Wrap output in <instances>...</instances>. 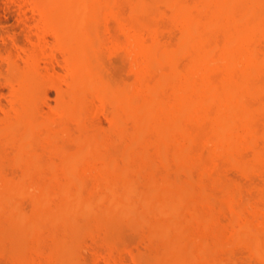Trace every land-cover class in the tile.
<instances>
[{
    "label": "rangeland",
    "instance_id": "obj_1",
    "mask_svg": "<svg viewBox=\"0 0 264 264\" xmlns=\"http://www.w3.org/2000/svg\"><path fill=\"white\" fill-rule=\"evenodd\" d=\"M103 1L107 3L105 2L104 5ZM103 1L101 9H98L101 6H99L101 0H98L99 7L96 8V11H99H97L98 18L96 13V17L94 15L99 22L91 18L93 27L87 25L89 36L87 34L85 37L92 41V51L88 52H92V64L95 65L90 67L92 64L89 62V68L95 69L91 71L94 72L92 75L96 71L97 76L102 78L95 77V79L102 80V84L107 82L106 87H109V91L111 87L112 91L118 88L119 95L123 93L120 98L123 97L121 99L125 101L126 96L127 101H122L121 104L114 96L117 94L118 97L117 89L113 94L104 89V85L101 88L86 86V89L83 88L85 86H81L84 90L80 91V79L77 77L81 70L77 72L78 81H76L75 73L73 74L70 67L72 65H68L71 63L68 60L72 58L67 57V52L60 42L58 43L54 27L42 16L41 0H0V264H199L200 262H203L202 264H264V249H260L258 245L257 247L248 245L249 242L246 243L245 240L248 236L254 241L259 239L264 241V159H262L264 158V109L260 108V102L264 101V91L255 93L256 96L250 95V99L249 96L245 98L249 99L246 100V105L254 107L247 115L251 122L246 119L250 124L252 123L249 125L254 129L251 127V130L246 131L247 128L242 129L243 122L240 123L242 128L237 127L238 132L237 129H235L236 133L234 132L235 141L238 139L236 143L240 144L236 146L240 148L237 147L236 152L233 150L236 149L235 146L232 149L234 153L230 151L231 149L227 151V148L220 146L225 144L223 139L222 143L220 142L221 138L218 140L208 136L207 140L205 134L208 131L209 121L203 119L200 124L196 121L190 123V117L194 113L187 117L189 122L187 118L185 121L180 120L183 122H180L182 127L184 125L191 131L198 130V133H201L196 132L193 137L191 136V141L182 135L171 138L168 137L170 134L164 137L156 134L158 132L156 128L154 130L158 125L156 119L148 121L157 123L155 126L148 125L147 121L144 123L147 124V129L139 127L141 125L134 126L133 121L139 123L131 111L136 107L141 109L142 104L145 106L149 97V94H146L150 88L152 92H158L156 79L162 77V81L158 80L159 88L169 82L171 84L168 83V87L175 85L174 91L177 89L176 84L183 79L181 73L185 75L188 70L191 49L187 53H184L187 49L180 52L178 50L181 24H178L180 22L175 17L174 11L172 12L173 7H170L173 1L137 0L144 5L139 6L141 9L134 7L138 3L135 0ZM183 1L186 8L191 7L189 13L195 14L196 17L199 9L197 11L194 7H197L196 4L200 1ZM198 6L201 7V2ZM193 14H190L191 18ZM202 15H200L201 20ZM197 16L199 17V14ZM212 29L210 28L208 33L204 32L205 39ZM214 30L218 31L217 28ZM214 30L207 43L210 49L213 40H216V44L220 43L219 47H221L224 41H221V38L225 39V35L222 37L221 34L223 30L218 31V35ZM128 36L136 37L137 40L142 38L143 45L146 42L148 45L151 44L152 40L151 46L154 41L157 42V46L160 42L159 47H165L167 44L168 53L172 52V56L179 57L175 59L179 71L174 70L172 65L170 67L171 63L166 60H163L164 63L162 60L159 62L160 59L157 58L164 48L157 52L158 48L154 53L159 63L154 60L152 65L155 66V63L159 65L151 66L153 68L150 67L151 72H149L147 64L155 57L151 58L147 55V59L151 58L147 63L146 59L144 60L145 55H140V50V53L136 50L132 52V46L128 48L130 43L127 44L126 41ZM258 38L261 40L258 39V44L263 50L262 37L258 36ZM252 41H249L250 44ZM162 42L164 44L161 45ZM215 47L216 45L213 49ZM214 51L213 54L218 56L220 51L217 52V49ZM39 53L42 56H39ZM31 62H34L36 70L33 72L35 78L31 74L36 89H33L35 86L33 87L31 83L34 120L33 122L31 120L32 124L27 126L26 122L21 125L20 121L15 120L17 116L15 108H20L18 107L20 100L17 98L18 105L15 104L14 96L17 94L15 92L20 93L21 80L27 74L26 68H30L28 65L31 66L29 64ZM220 67L221 71L218 68L215 70L225 71V68ZM172 69L178 74L180 72L181 78L178 77L180 81L177 82V78H174L175 81L171 80L177 75L176 72L171 73ZM135 71L139 73L138 76ZM213 72H210L211 76L208 75L211 79L217 76L212 77ZM197 75L198 73L195 75L196 80H198ZM263 75L260 76V81ZM163 77L168 78V81L163 82L165 79ZM166 84L164 88H167ZM164 88L160 90L166 91V95L168 92H173L172 86L170 88L172 91ZM102 92L106 93L102 94ZM164 92L160 94H165ZM156 96L159 97L158 94H155ZM160 97L157 100H161ZM163 100L162 104L168 102L166 97ZM255 102L258 104L255 105ZM158 103L161 104V101ZM205 104L206 107L202 108L207 112L212 108V102ZM200 111L195 113L201 116L203 110L201 115ZM195 116L192 118L194 119ZM246 121L244 118L245 123ZM149 126L153 129H148ZM202 131L205 132L204 136ZM248 131L250 133H247ZM9 137H12L11 140ZM161 143L165 147L163 150L159 148ZM210 143L219 145L226 152L216 146H211L214 150L211 152ZM214 147L218 152H221V149L223 153L218 155ZM225 153L228 155L226 156ZM177 154L181 156L178 160ZM223 155L225 158L221 157ZM182 156L191 159L189 161L198 158V161L194 159L193 163L188 162L189 166L180 167L186 163L180 164L184 159ZM180 159L182 160L179 163ZM239 161L241 164L238 163ZM8 180L10 185L13 184L12 186L8 185ZM110 189L111 193H109ZM3 191L6 192L4 195ZM198 201H201L200 204ZM96 203L102 209L99 210ZM75 204L79 205L80 209L76 207L74 209L78 212L75 213L74 210L72 213L70 206ZM176 205L180 206L178 207L180 210L176 209ZM163 207L174 213L169 215L161 212L164 210ZM40 209L41 211L38 212ZM177 210L180 212L177 213L178 215Z\"/></svg>",
    "mask_w": 264,
    "mask_h": 264
},
{
    "label": "bare ground",
    "instance_id": "obj_2",
    "mask_svg": "<svg viewBox=\"0 0 264 264\" xmlns=\"http://www.w3.org/2000/svg\"><path fill=\"white\" fill-rule=\"evenodd\" d=\"M102 1L103 0H101V2H100V4H99V2H98V0H41V3H42V6H41V8H40V10L42 9V11H41V13H43V15L42 16H44V18L46 19V21L47 22H49L48 24H50L51 26H53L54 28L53 29H55V32L57 33V38H58V43L60 42V44L63 46H61L67 53H66V55H67V57H69L70 56V59L72 58V60H68L69 62L71 61V63H68V65L70 66V64L72 65V66H70V67H72L71 69H72V71H73V74H74V77L76 78L77 76V72L79 71V70H81V72H79V76H80V78H79V76L77 77L78 79H80V83H79V88H81V86H85V87H83V88H85L86 89V86L89 88L90 86H96L95 88H101V86L102 85H104L103 86V88L104 89H107V91H109V87L107 88L106 87V85H107V82H106V80H104L106 83L104 84H102L101 83V81H100V79H102V78H100L99 76H97V74H96V71H95V74H93L92 75V73H94V72H91V71H94V70H90L91 68H89V66H90V64H92V58L91 57H93V56H91V54H92V52H88V51H92V41L90 42L89 40H87V38L85 37L87 34H88V32H89V25H91L92 26V22H93V19L96 17V15H97V18H98V12L96 11V8H98L100 5V7L98 8V9H101V7H102V4H104L105 5V2L107 3V1H103V3H102ZM136 2H138L137 4H135L134 5V7H138V8H140L139 6H144V5H141L140 3H141V1H137V0H135ZM145 1V0H144ZM164 1H166V0H164ZM168 1V0H167ZM170 1V0H169ZM173 1V2H172ZM198 1V0H197ZM196 1V2H197ZM200 2H201V7L200 6H198V4L200 3V2H198L197 4H196V6L197 7H194V8H196L195 10H197L198 11V9H199V11H198V13H197V11H196V17H194L195 16V14H193V13H189L190 11H189V9H191V7H187L186 8V4L184 5V1L182 0H171V2L172 3H170V5H172V6H170L171 8H172V12L174 11V13H175V17L179 20L178 22H180V23H178V24H181V25H179V26H181V28H179V30L181 29V34H180V41H179V46H178V50H179V52L181 51V50H183L184 51V49H187V50H185V52L184 53H187V51H190V49H191V51H190V53H189V59L188 60H190L189 62H190V64L188 65V70L186 71V74L185 75H183V73H181L182 74V77H183V79L181 80L180 78V76H181V74H180V72H179V74H180V76H179V74L177 73L179 70H178V66H177V68H176V63H175V59L178 57H176V56H172L171 54H172V52L170 53H168V49H167V47H166V45L167 44H165V47H159L160 46V42H158V46H157V42L155 43V41H154V44L153 45H155V46H157V48H155V46L154 47H152L151 46V44H152V41H151V44H149L148 45V42H144L145 43V45H146V47H145V45H143L142 43H143V41L140 39V38H138V40L140 41V42H138V40L136 39V37L134 38V37H130V36H132V34L130 35V36H128L129 38H131L130 40H129V38L128 39H126V41L128 42L127 44H129V45H127V46H129L128 48H131V46H132V48L131 49H133V50H131L132 52L133 51H135L136 50V52H139L140 53V51H141V53H140V55H145V58H144V60L146 59V61L145 62H149L148 61V59H151L152 58V56H154L155 58H153L152 60H151V62H149V63H151V64H147V68L149 69L151 66H153L154 65V62L156 61V62H158L157 61V59L159 60V62H161V60L163 61V60H166V62L168 61V63H171L169 66L171 67V65L173 66L172 68L174 69V70H176L175 72L177 73V75H176V77H173L171 80H176V79H174V78H177V82L178 81H180L179 83H174V84H176V90L174 91V88H175V85L173 86V85H171L172 86V89H173V92H170V93H173V94H171L170 95V93L168 92V95H166V91L164 92L163 90V92L165 93V94H162V95H165V97H166V99H167V101H165V102H167V103H163L162 104V102L164 101L163 99L165 98L164 96H162L160 93H163L160 89L163 87H165V84L162 86V85H160V86H162V87H160L159 88V86L157 87V85H159V81H162V77H160V78H158V80L156 79L155 80V83H157L156 84V89H158V92L157 93H154V92H152L151 91V89L152 88H150L149 89V84H148V89H149V91H148V93L146 94V95H148L149 94V97L148 96H146V97H148L147 99H148V102L146 103L145 102V106L142 104L141 105V109H138V108H140V107H136L134 110H132V109H130V110H132L131 112H133V116L135 117V119L137 120V123H139V124H136V122L135 121H133L134 122V126L135 125H141V126H139V127H144V128H146L147 129V124L149 125H154L155 126V124H157L158 123V125L157 126H155L154 127V130H155V128L157 129L156 131H158V132H156V134L158 133V135L160 134L161 136H163L164 137V135H168V134H170V136H168V137H171V136H175L176 135V137H178L177 135H182V136H184L185 137V139H190L191 138V136L193 137V135L197 132V134H201V133H198V130L196 131H191L190 129H188V128H186V127H184V125H183V127H182V124L181 123H183V122H181L180 120H182L183 119V121H185V118H187L190 114H193L194 113V115H192L190 118V123L192 122V123H195L194 121H196V123H201V120H203V119H208L207 120V122L209 123V125H208V131L207 130H204V129H207V128H205L204 127V131H207L206 132V134H205V132H203V136H204V134H205V137H206V139H207V137L209 136V138H211V137H214V138H217L218 140L221 138V140H220V142L221 141H223L224 140V145H225V147H224V145H220L221 147H223L224 149L225 148H227V151H228V149H231L230 151H232L233 153H234V151L236 150V152H237V150H238V148H240V146L238 147V146H236V145H240L239 143H236V142H238V139H236L237 141H235V138H234V132H235V129H237V127H240V123H242L243 122V124L244 125H242L241 124V126L243 127H240V129L242 128V129H245V128H247L246 129V131L249 129V130H251V127H253V126H250L251 124H250V120H249V118H247L248 116L247 115H249V111H251L253 108H252V106H249V107H251V108H249L247 105H246V100H249L250 98H251V96H254V94L255 93H257V94H259V93H262L263 91H264V77H263V79H261L262 81H260V76L262 75V74H264V53H261V51L263 52L264 51V49L262 50V48L259 46V44H258V36H260V37H262L261 39L263 40V42H264V0H199ZM143 2V1H142ZM146 2V1H145ZM182 2V3H181ZM102 3V4H101ZM129 3V2H128ZM144 3V2H143ZM142 3V4H143ZM185 3H188V2H185ZM193 3V2H192ZM40 4V3H39ZM38 4V6H40ZM98 4H99V6H98ZM137 5V6H136ZM193 5V4H192ZM98 6V7H97ZM108 6V5H107ZM200 7V8H199ZM106 8V7H105ZM132 8V7H131ZM141 9V8H140ZM203 9H205L207 12L205 13V10H203ZM105 10V9H104ZM193 10V9H192ZM201 10H203L204 11V13H203V11L201 12ZM201 12V13H200ZM95 13H96V15H95ZM116 14V13H115ZM190 14H193L192 16H193V18H191L190 16ZM199 14V17L197 16ZM201 14H203L201 17H202V20H201V18H200V15ZM206 14H208V15H206ZM94 15H95V17H94ZM203 16H206L205 18L203 17ZM91 18H93L92 19V21H91ZM97 18H95L96 20H97ZM175 18V19H176ZM195 18H197V19H195ZM199 18V19H198ZM174 19V18H173ZM174 19V20H175ZM90 20V21H89ZM100 20V19H99ZM95 21V20H94ZM98 21V20H97ZM173 21V20H172ZM99 22V21H98ZM97 23V22H96ZM95 23V24H96ZM88 25V26H87ZM178 26V25H177ZM88 27V28H87ZM93 27V26H92ZM86 28H87V30H86ZM212 29V30H214L215 28H217V30L218 31H222L221 32V34H222V37H224L223 35H225V39H223V38H221V41L222 40H224L223 42H222V44H221V47H219V45H220V43H218L217 42V44H216V40L214 41L213 40V43H212V47H211V49L210 48H208L207 46H208V41H209V37H210V34H211V32L213 33V31L212 30H210V34L209 35H207L208 37H206V39H205V35H204V32H209L208 30L209 29ZM220 28H222V30L220 29ZM224 28V29H223ZM207 29V30H206ZM87 31V33H86V31ZM94 30H96V29H94ZM98 30V29H97ZM225 30V31H224ZM51 31V30H50ZM215 32H216V30H214ZM217 31V32H218ZM128 32V31H127ZM157 32V31H156ZM215 32H214V34H215ZM216 32V33H217ZM49 33V32H48ZM86 33V34H85ZM225 33V34H224ZM95 34V33H94ZM154 34V33H153ZM206 34V33H205ZM214 34H213V36H214ZM124 35V34H123ZM136 35V34H135ZM138 35V34H137ZM216 35H218V33L216 34ZM45 36V35H44ZM87 36H89V34L87 35ZM220 36V35H219ZM254 36H256L255 38H254ZM83 37H85V40H83ZM125 37H126V34H125ZM42 38V37H41ZM93 38H94V36H93ZM135 40H134V39ZM208 38V39H207ZM219 38V37H218ZM252 38H254V39H252ZM152 39V38H151ZM215 39V38H214ZM220 39V38H219ZM86 40H87V42H86ZM93 40V39H92ZM137 40V41H136ZM144 40V39H143ZM155 40V39H154ZM159 40V39H158ZM157 40V41H158ZM206 40V41H205ZM251 40H253L252 41V43L250 44V42L249 41H251ZM256 42H255V41ZM84 41H85V43H84ZM125 41V40H124ZM133 41V42H132ZM259 41H261L260 39H259ZM89 42L91 43V44H89ZM96 42V41H95ZM131 42H132V45H131ZM211 42V41H210ZM125 43V42H124ZM133 43H134V45H133ZM169 43V42H168ZM206 43V44H205ZM249 43V44H248ZM254 43V44H253ZM89 44V45H88ZM100 44V43H99ZM162 44H164L163 42L161 43V45ZM214 44V45H213ZM91 45V46H90ZM137 45V46H136ZM143 45V46H142ZM177 45H178V43H177ZM216 45V47L214 48V49H217V52L218 51H220L219 52V54H218V56H217V54H213V52H215L214 51V49H213V46H215ZM218 45V46H217ZM254 45H256V46H254ZM258 45V46H257ZM95 46V45H94ZM97 46H98V44H97ZM124 46H125V44H124ZM134 46V47H133ZM252 46V47H251ZM253 46H254V48H253ZM90 47V48H89ZM92 47V48H91ZM126 47V46H125ZM139 47V48H138ZM143 47V48H142ZM149 48V47H152V48H149V49H146V48ZM218 47V48H217ZM96 48H98V47H96ZM140 48H142V50L140 49ZM154 48V49H153ZM159 48V49H158ZM164 48V49H163ZM256 48V49H255ZM258 48V49H257ZM260 48V49H259ZM41 49H42V47H41ZM87 49H89V50H87ZM91 49V50H90ZM144 49V50H143ZM156 49H158L157 50V52L159 51V50H161V49H163V51L159 54V58H157V56H155L156 55V53H154V51L156 50ZM167 49V50H166ZM213 49V50H212ZM45 50V49H44ZM60 50V49H59ZM126 50V49H125ZM140 50V51H139ZM173 50V49H172ZM261 50V51H260ZM65 51H64V53H65ZM127 51V50H126ZM183 51H182V53H183ZM41 52H42V50H41ZM130 52V51H129ZM156 52V51H155ZM216 52V53H217ZM46 53V52H45ZM95 53V52H94ZM99 53V52H98ZM128 53V52H127ZM135 53V52H134ZM138 53V54H139ZM144 53H146V54H144ZM44 54V53H43ZM47 54V53H46ZM179 54V53H178ZM47 55H49V54H47ZM53 55V54H52ZM62 55H63V53H62ZM148 55V57H151V58H148L147 59V56ZM215 55V56H214ZM39 56H42V55H40V53H39ZM44 56V55H43ZM89 56V57H88ZM180 56V55H179ZM217 56V57H216ZM45 57V56H44ZM131 57V56H130ZM133 57V56H132ZM140 57V56H139ZM29 58V57H28ZM51 58H54V57H51ZM134 58V57H133ZM132 58V59H133ZM136 58V57H135ZM157 58V59H156ZM179 58V57H178ZM42 59V58H41ZM48 60V59H47ZM135 60V59H134ZM141 60V59H140ZM155 60V61H154ZM177 60V59H176ZM30 61V60H29ZM137 61V60H136ZM89 62H90V64H89ZM96 62V61H95ZM132 62H134V61H132ZM138 62V61H137ZM141 62V61H140ZM153 62V63H152ZM158 62V63H159ZM165 61H163L162 63H164ZM34 62H31V63H29V64H31V66L30 65H28L30 68H26V70H27V74L25 75V77L24 78H22V80H21V82H22V85H21V89H20V93H19V91L18 92H15V98H16V102H15V99H14V102H15V104H17L18 105V103L20 104V106L18 105V107H20L19 109L18 108H15V109H17L16 110V117H15V120L17 119V122L18 121H20L21 122V125H22V123H24V122H26V124H27V126L29 125L30 126V123L32 124V122H33V115H32V112H33V91L31 90V88H33L35 85H34V83H32V81L34 80V79H32V77H34L35 78V73H33L34 71H36L35 69H34V64H33ZM51 63V62H50ZM158 63H155V66H153V67H157L156 66V64H158ZM222 63H223V65H222ZM53 64V63H52ZM96 64V63H95ZM153 64V65H152ZM161 64V63H160ZM219 64H221V65H219ZM224 64H225V67H224ZM33 65V66H32ZM135 65V64H134ZM137 65H139V64H137ZM140 65H141V63H140ZM148 65H150V66H148ZM159 65V64H158ZM163 65V64H162ZM162 65H160L161 67H162ZM178 65V64H177ZM95 65H93L92 64V66H90V67H94ZM180 66V65H179ZM213 66L214 67V69H213V67L211 68V67ZM220 66H222V68H225L224 70L225 71H223L222 70V72H224V74L222 73V72H219V74H217L218 72L215 70V68L217 69H220L221 67ZM38 67V66H37ZM36 67V68H37ZM137 67H139V66H137ZM153 67H151V68H153ZM74 68V69H73ZM176 68V69H175ZM93 69V68H92ZM157 69V68H156ZM162 69V68H161ZM171 69V68H170ZM171 70V73L173 72V73H175L174 72V70ZM209 69H212L211 71L213 72L214 70H215V72H213V74H212V77L215 75H220L221 73V78L220 77H218L217 78V76H216V78L214 79H211L209 76H211V75H209L210 74V70ZM217 69V70H218ZM77 70V71H76ZM141 70H143L142 69V67H141ZM150 70V69H149ZM154 70H155V68H154ZM181 70V69H180ZM220 71H221V69H220ZM136 72V71H135ZM140 72V71H139ZM149 72H151V70L149 71ZM182 72V71H181ZM207 72H209V73H207ZM80 73H81V75H80ZM153 73H154V71H153ZM156 73V72H155ZM172 73V74H173ZM184 73H185V71H184ZM198 73V75H197V77H198V80H196V77H195V75ZM199 73H201V75L199 74ZM260 73H262V74H260ZM31 74H33L32 75V77H31ZM139 74V73H138ZM138 74H137V72H136V76H138ZM171 74V75H172ZM260 74V76L258 77V75ZM100 75V74H99ZM103 75V74H102ZM150 75V74H149ZM161 75V74H160ZM164 75V74H163ZM162 75V76H163ZM200 75V76H199ZM209 75V76H208ZM146 76V75H145ZM151 76V75H150ZM154 76H156V74L154 75ZM174 76V75H173ZM264 76V75H263ZM95 77L98 79V77L100 78L99 80H97V79H95ZM149 77V76H148ZM152 77H153V75H152ZM172 77V76H171ZM178 77H180V78H178ZM76 78V81H78V79ZM142 78V77H141ZM163 78H165V79H163L164 81L163 82H165V80L166 81H168V78H166V77H163ZM200 78V79H199ZM262 78V77H261ZM67 79V78H66ZM70 79V78H69ZM155 79V78H154ZM180 79V80H179ZM65 80V79H64ZM72 80H73V78H72ZM72 80H71V83H72ZM150 80V79H149ZM148 80V81H149ZM216 80V81H215ZM68 81V80H67ZM75 81V82H76ZM143 81V80H142ZM169 81H170V76H169ZM35 82V81H34ZM75 82H73V83H75ZM163 82H161V84H163ZM171 82V81H170ZM33 84V87H32V84ZM70 83V84H71ZM150 83H152V82H150ZM169 83V82H168ZM166 84L167 85V88H169V90L170 91H172L170 88H171V86H169L168 87V85L169 84H171V83H169V84ZM142 85H143V83H141ZM154 84V83H153ZM74 85V84H73ZM76 85H77V83H76ZM141 85V86H142ZM70 86H72V84L70 85ZM78 86V85H77ZM145 86V87H146ZM155 85H153L152 87H154ZM74 87V86H73ZM91 87V88H92ZM115 87V86H114ZM113 87V88H114ZM117 87V86H116ZM174 87V88H173ZM79 88H77L78 90H79ZM83 88H81L80 89V91H82V90H84ZM87 88V89H88ZM167 88H164V89H167ZM33 89H36V86L33 88ZM73 89V88H72ZM93 89V88H92ZM115 90H113V91H116V89H117V93H118V97H116V95L113 93V91H112V87H111V89H110V93H113L114 94V96H115V99L117 98V100L116 101H119V104H121L120 102H125V101H127L126 100V96H125V101L124 100H122L121 98H123V97H121L120 98V96H121V94H123V93H121L120 95H119V91H118V88H114ZM153 89H155V87L153 88ZM95 91H98L99 89H94ZM140 90H141V88H140ZM75 91H76V88H75ZM86 91L87 90H85V93H86ZM90 91H91V89H90ZM142 91V90H141ZM144 91H145V89H144ZM150 91H151V93H150ZM155 91H157V90H155ZM160 91V92H159ZM109 92H107L108 94H110ZM175 92V93H174ZM19 93V94H18ZM77 93V92H76ZM103 93H106V92H102V94ZM154 93V94H153ZM144 94H145V92H144ZM155 94L157 95H159V97H160V99L161 100H157V98H159V97H155ZM257 94H255V96L257 95ZM18 95V96H17ZM66 95H68V94H66ZM78 95H81V94H78ZM124 95H125V91H124ZM172 95H174L173 97H172ZM251 95V96H250ZM169 96H170V99H169ZM248 96H249V99H245V98H248ZM259 96L260 95H258V98H259ZM264 96V95H263ZM68 97H69V95H68ZM113 97V96H112ZM143 97V96H142ZM21 101H19L18 103H17V100L18 99ZM32 98V99H31ZM67 98V97H66ZM129 98V97H128ZM255 98V97H254ZM257 98V97H256ZM134 99V98H133ZM139 99V98H138ZM137 99V100H138ZM146 99V98H145ZM32 102H31V101ZM70 100V99H69ZM135 100V99H134ZM245 100V101H244ZM261 100H263L262 98H261ZM112 101V100H111ZM129 101V100H128ZM138 101H140V100H138ZM146 101V100H145ZM157 101V102H156ZM161 101V104H159L158 102H160ZM209 101H210V103L212 102V108H210V110L209 111H207V112H205L204 111V109L202 108V107H206V106H204V105H206L205 103H209ZM13 102V101H12ZM12 102H11V104H12ZM13 102V103H14ZM70 102V101H69ZM152 102V103H151ZM248 103H249V101H247ZM258 102V101H257ZM260 102V101H259ZM258 102V103H259ZM118 103V102H117ZM128 103V102H127ZM135 103H136V101H135ZM149 103V104H148ZM247 103V104H248ZM258 103H256L255 102V105L256 104H258ZM67 104V103H66ZM129 104V103H128ZM138 104V103H137ZM146 104H148L147 106H146ZM154 104V105H153ZM157 104V105H156ZM214 104V105H213ZM123 105V104H122ZM159 105V106H158ZM260 105H261V107L260 108H262L263 107V109H264V101H261L260 102ZM11 106V105H10ZM32 106V107H31ZM114 106V105H113ZM119 106V105H118ZM125 106H126V104H125ZM214 106V107H213ZM120 107V106H119ZM116 108V107H115ZM132 108V107H131ZM202 108V109H201ZM214 108V109H213ZM256 108H257V106H256ZM10 109V108H9ZM117 109H118V107H117ZM212 109V110H211ZM251 109V110H250ZM12 110V109H11ZM116 110V109H115ZM199 110H203L202 112H203V114L201 115V111L199 112L200 113V115L201 116H199L198 114H196L195 112L197 111H199ZM260 110V109H259ZM121 111V110H120ZM119 111V112H120ZM115 112H117V111H115ZM130 112V113H131ZM205 112V113H204ZM118 113V112H117ZM128 114L129 116L131 115V114ZM253 113V112H252ZM14 114V113H13ZM195 115H198V116H195ZM253 115V114H252ZM193 116H195L194 117V119L192 118ZM130 118H132V115H131V117ZM189 118V117H188ZM188 118L186 119L188 122H189V120H188ZM244 118H245V121H246V119H248L250 122H248V121H246L247 123H245L244 122ZM11 119V118H10ZM151 119H154V120H152V121H155V119L157 120L156 122L157 123H153V122H148L149 120H151ZM31 120H32V122H31ZM132 120V119H131ZM134 120V119H133ZM148 123H147V122ZM206 121V120H205ZM253 121V120H252ZM142 122V123H141ZM147 123V124H145L144 125V123ZM181 122V123H180ZM203 122V121H202ZM207 122H206V124H207ZM199 123V124H200ZM15 124H18V123H16L15 122ZM25 124V123H24ZM143 124V125H142ZM250 124V125H249ZM11 125V124H10ZM187 125H189V124H187ZM196 125V124H195ZM203 125V124H202ZM205 125V124H204ZM15 126V125H14ZM17 126V125H16ZM151 126H149V128L148 129H153V127H151ZM12 127H13V125H12ZM22 127V126H21ZM193 127L194 126H192L191 128L193 129ZM18 128V127H17ZM23 128V127H22ZM188 129V130H187ZM194 129H196V128H194ZM239 129V128H238ZM238 129H237V132H238ZM252 129H254V127L252 128ZM72 130V129H71ZM153 130V131H154ZM16 131H18V130H16ZM201 131V130H200ZM243 131V130H242ZM6 132V131H5ZM9 132V131H8ZM7 132V133H8ZM11 132H12V130H11ZM14 132V131H13ZM140 132V131H139ZM252 132H253V130H252ZM264 132V131H263ZM6 133V134H7ZM154 133V132H153ZM236 133V132H235ZM241 133V132H240ZM247 133H250L249 131L247 132ZM9 134V133H8ZM13 134V133H12ZM21 133H19L18 132V135H20ZM24 134V133H23ZM22 134V135H23ZM75 134V133H74ZM238 134V133H237ZM17 135V136H18ZM25 135V134H24ZM241 135V134H240ZM264 135V134H263ZM7 136V135H6ZM17 136H15V137H17ZM21 136V135H20ZM74 136V135H73ZM15 137H13V139L15 138ZM22 137V136H21ZM72 137V136H71ZM167 137V136H166ZM165 137V138H166ZM237 137V136H236ZM251 137V136H250ZM253 137V136H252ZM257 137V136H256ZM10 138V137H9ZM12 138V137H11ZM11 138L9 139V140H11ZM23 138H24V136H23ZM22 138V139H23ZM172 138V137H171ZM171 138H167L168 140L170 139L171 140ZM175 138V137H174ZM196 138H198V136L196 137ZM200 138H201V135H200ZM237 138H239V137H237ZM259 138H260V136H259ZM8 139V138H7ZM17 139V138H16ZM193 139H195V137L193 138ZM205 139V138H204ZM223 139V140H222ZM242 139H245V138H242ZM25 140V139H24ZM175 140H177V138L175 139ZM175 140L173 139V141L175 142ZM197 140V139H196ZM208 140V139H207ZM209 140H211V139H209ZM14 141H15V139H14ZM178 141H179V139H178ZM184 141V140H183ZM190 141H191V139H190ZM189 141V142H190ZM9 142V141H8ZM240 142V141H239ZM28 143V142H27ZM185 143V142H184ZM188 143V142H187ZM193 143V142H192ZM206 143H207V141H206ZM222 143V142H221ZM242 143H244V141H242ZM242 143H241V145H242ZM246 143V142H245ZM244 143V144H245ZM175 144V143H174ZM190 144V143H189ZM188 144V145H189ZM248 144V143H247ZM255 144V143H254ZM162 143L158 146L160 149H162L163 150V148H165L164 147V145H162ZM181 144H179V146H180ZM192 145V144H191ZM252 145V144H251ZM166 146V145H165ZM210 148L212 149V147L213 146H216V145H211V143H210ZM212 146V147H211ZM219 145L218 146H216L217 148H221ZM235 146H236V149H233V148H235ZM177 147V146H176ZM183 147V146H182ZM216 147H214V149L216 148ZM238 147V148H237ZM180 148V147H179ZM223 148H221V149H223ZM242 148V147H241ZM210 149V150H211ZM220 149V151L222 152V150ZM223 149V150H224ZM234 151H233V150ZM215 150H217L216 152H218V149H215ZM240 150V149H239ZM260 150V149H259ZM242 151V150H241ZM211 152H214V150L212 149V151ZM216 152H215V154H216ZM221 152H218L217 154L218 155H220L219 153H221ZM224 152H226L225 150H224ZM197 153V152H196ZM223 153V152H222ZM221 153V154H222ZM227 153H229V152H227ZM258 153V152H257ZM260 153H262V151L260 152ZM260 153H259V155H260ZM213 154V153H212ZM215 154H214V158H215ZM216 154V155H217ZM226 154V153H225ZM231 154V153H230ZM180 155H182L181 153H180ZM179 154H177V160H178V157L180 158L181 156H180ZM184 155V154H183ZM228 154H226V156H227ZM185 156V155H184ZM184 156H182V159H180L179 160V163H180V161L182 160V162L180 163V164H182V163H184V162H186L185 164H182L180 167H185L184 165H187V166H189V163L188 162H190V164L191 163H193L194 161V159L192 160V161H189V160H191V159H188L187 157H184ZM191 156V155H190ZM199 156V155H198ZM204 156V155H203ZM225 155H223V156H221V157H224ZM236 156V155H235ZM205 157V156H204ZM232 157V159H233V156H231ZM241 157V156H240ZM263 157V156H262ZM213 158V159H214ZM225 158V157H224ZM237 158H238V156H237ZM242 158V157H241ZM241 158H239V159H241ZM188 159V160H187ZM205 159H206V157H205ZM204 159V160H205ZM221 159V158H220ZM230 159V158H229ZM228 159V160H229ZM262 159H264V158H262ZM198 161V158L197 159H195V161ZM204 160H203V162H204ZM207 161H209L208 159H206ZM205 160V161H206ZM218 160V159H217ZM223 160V159H222ZM231 160V159H230ZM234 160H236L235 158H234ZM233 160V161H234ZM247 160V159H246ZM163 161H165V159H163ZM196 161V162H197ZM219 162V161H218ZM224 162V161H223ZM234 162H236L237 163V161H234ZM241 162H243L242 160H241ZM241 162L239 161L238 163H240L241 164ZM246 161H244V163H245ZM144 163V162H143ZM147 163V162H146ZM177 163H178V161H177ZM206 163V162H205ZM247 163H248V160H247ZM246 163V164H247ZM202 165V164H201ZM207 165V164H206ZM248 165V164H247ZM163 166V165H162ZM196 166H198V165H196ZM203 166V165H202ZM243 166H244V164H243ZM246 166V165H245ZM165 167V166H164ZM201 167V166H200ZM200 167H195V168H199L200 169ZM102 169V168H101ZM180 169V168H179ZM185 169V168H184ZM192 170V169H191ZM187 171V170H186ZM193 171V170H192ZM194 171H195V169H194ZM202 171V170H201ZM1 172V171H0ZM197 172V171H196ZM112 173V172H111ZM119 174V173H118ZM181 174V173H180ZM183 174V173H182ZM181 174V175H182ZM198 174H199V172H198ZM112 175V174H111ZM110 175V176H111ZM115 175H116V173H115ZM200 176V175H199ZM1 177V176H0ZM5 177H6V175H5ZM111 177H113V176H111ZM120 177V176H119ZM14 178V177H13ZM9 179V178H8ZM181 179L183 180V177H181ZM186 179V178H185ZM9 181L10 180H8V183H9ZM14 181V180H13ZM17 182V181H16ZM16 182H14L15 184H16ZM19 183H21V182H19ZM25 183V182H24ZM23 183V184H24ZM31 183V182H30ZM11 183H9L8 185L9 186H12V185H10ZM3 185H7V183H3ZM18 185V184H17ZM27 185V184H26ZM24 186V185H23ZM4 187H7V186H4ZM25 187V186H24ZM28 187V186H27ZM33 187V186H32ZM9 188V187H8ZM23 188V187H22ZM35 188V187H34ZM201 188V187H200ZM199 188V189H200ZM203 188V187H202ZM13 189V188H12ZM30 189V188H29ZM36 189V188H35ZM1 190H2V188H1ZM9 190H10V188H9ZM24 190V189H23ZM27 190V189H26ZM204 190V189H203ZM202 190V191H203ZM39 191V190H38ZM7 192H9V191H7ZM14 192V191H13ZM18 192H20V191H18ZM112 191H111V189H110V192L109 193H111ZM197 192H199V190L197 191ZM4 193H6V192H4L3 191V195H4ZM21 193H22V191H21ZM20 193V194H21ZM204 193V192H203ZM17 194V193H16ZM19 194V193H18ZM41 194V193H40ZM108 194V193H107ZM114 194V193H113ZM112 194V195H113ZM156 194V193H155ZM204 194H206V193H204ZM6 195H8V194H6ZM105 195V194H104ZM152 195V194H151ZM160 195V194H159ZM209 195V194H208ZM109 197H111V196H109ZM152 197H154V196H152ZM159 197V196H158ZM197 198H198V196H196ZM200 197V196H199ZM114 198V197H113ZM156 198V197H155ZM208 199V198H207ZM202 200H204V197H203V199ZM209 200V199H208ZM102 201V200H101ZM227 201L229 202V199H227ZM104 202V201H103ZM102 202V203H103ZM199 202V204H200V202L201 201H198ZM1 203H2V201H1ZM74 203V202H73ZM105 203V202H104ZM109 203V202H108ZM129 203V202H128ZM160 203H162V202H160ZM165 203V202H164ZM163 203V204H164ZM97 204V203H96ZM162 204V205H163ZM205 204V203H204ZM224 204H225V202H224ZM227 204V203H226ZM102 205V204H101ZM104 205V204H103ZM131 205V204H130ZM161 205V204H160ZM207 205H210V204H207ZM228 205V204H227ZM38 206V205H37ZM42 206V205H41ZM93 206V205H92ZM98 206V204L96 205V207ZM158 206V205H157ZM165 206H166V204H165ZM201 206V205H200ZM79 208L80 206L78 205H71L70 206V212H72V211H74L75 210V213L76 212H78V210H76V209H74V208ZM102 207V206H101ZM162 207V206H161ZM160 207V208H161ZM168 207H169V205H168ZM174 207V209H175V206H173ZM180 208V206L179 205H176V209H179ZM228 207H229V205H228ZM99 210L100 209H102V208H99V206L97 207ZM108 208V207H107ZM164 208V207H163ZM170 208H172V207H170ZM169 208V209H170ZM80 209V208H79ZM106 209V208H105ZM105 209H103V211L105 210ZM206 209V208H205ZM107 210V209H106ZM160 210H162V209H160ZM180 210V209H179ZM179 210H177V212H176V214L179 212ZM204 210V209H203ZM242 210V209H241ZM39 211H41V209L40 210H38V212ZM199 211V210H198ZM201 211V210H200ZM199 211V212H200ZM239 212H240V210H238ZM237 211V212H238ZM254 211V210H253ZM18 212H20V210L18 211ZM22 212V211H21ZM161 212H165L166 214L167 213H169V215H171L172 213H174V212H172L171 210H168V209H165L164 208V210H162ZM196 212V211H195ZM14 212H12V214H13ZM42 213H44V212H42ZM41 213V214H42ZM73 213V212H72ZM104 213H106V211L104 212ZM103 213V214H104ZM180 213V212H179ZM242 213V212H241ZM11 214V215H12ZM39 214V213H38ZM79 214V213H78ZM165 214V215H166ZM247 214H249V213H247ZM178 215V214H177ZM244 215V214H243ZM250 215H252V213L250 214ZM249 215V216H250ZM21 216V215H20ZM19 216V217H20ZM254 216V215H253ZM16 217V216H15ZM167 217H168V215H167ZM13 218V217H12ZM176 218V217H175ZM10 219V218H9ZM15 219V218H14ZM168 219H170V218H168ZM173 219H174V217H173ZM179 219V218H178ZM171 220H172V218H171ZM176 220V219H175ZM179 221V220H178ZM15 223H17V222H15ZM170 223V222H169ZM173 223V222H172ZM171 223V224H172ZM174 224V223H173ZM172 226V225H171ZM177 226V225H176ZM255 234V233H254ZM260 234V233H259ZM252 235V234H251ZM247 239H245V240H247L246 241V243H248L249 242V244L248 245H255V247H257L256 245H258V247L260 248V249H264V241L263 240H261V239H259V240H256V241H254V240H252V238H250V237H246ZM256 238V237H255ZM262 238V237H261ZM244 240V241H245ZM246 245V244H245ZM253 247V246H252ZM251 247V248H252ZM179 248V247H178ZM260 249H259V251H260ZM195 255V254H194ZM194 263H195V261H194ZM197 263H199V262H197ZM203 263V262H202ZM201 262L199 263V264H202Z\"/></svg>",
    "mask_w": 264,
    "mask_h": 264
}]
</instances>
